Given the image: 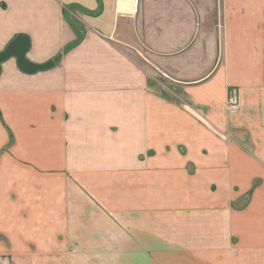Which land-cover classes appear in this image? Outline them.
I'll return each instance as SVG.
<instances>
[{
	"label": "crops",
	"instance_id": "obj_1",
	"mask_svg": "<svg viewBox=\"0 0 264 264\" xmlns=\"http://www.w3.org/2000/svg\"><path fill=\"white\" fill-rule=\"evenodd\" d=\"M18 35L54 65L2 63L0 254L264 264V0H0Z\"/></svg>",
	"mask_w": 264,
	"mask_h": 264
},
{
	"label": "rangeland",
	"instance_id": "obj_2",
	"mask_svg": "<svg viewBox=\"0 0 264 264\" xmlns=\"http://www.w3.org/2000/svg\"><path fill=\"white\" fill-rule=\"evenodd\" d=\"M137 55L139 57L140 65L144 67L150 73V85L156 84L157 91L159 93H162L169 97H174L175 92H176L175 91L176 89L174 90V88H178V87H176L175 85H171L170 82L165 77H163V75L160 73L159 70L154 69L153 68L154 66L150 65L151 63L149 60H151V58L149 57L146 50H142V53L141 54L137 53ZM229 110L231 113L233 112L230 108ZM40 254H45L44 256L45 258L52 259L54 255H56V252L53 253L51 250L46 251V252H43V251L28 252V258L32 257L34 259V258H37V255H40ZM78 257H79V254H78ZM93 258L100 259V252L99 253L93 252ZM0 264H15V262L12 259H10L9 255L0 254Z\"/></svg>",
	"mask_w": 264,
	"mask_h": 264
},
{
	"label": "water",
	"instance_id": "obj_3",
	"mask_svg": "<svg viewBox=\"0 0 264 264\" xmlns=\"http://www.w3.org/2000/svg\"><path fill=\"white\" fill-rule=\"evenodd\" d=\"M30 48V39L26 35L16 36L7 46V48L0 52V73L2 63L11 57H16L19 67L27 72L34 73L38 70H44L52 67L54 62L45 64H33L26 58V53Z\"/></svg>",
	"mask_w": 264,
	"mask_h": 264
},
{
	"label": "built area",
	"instance_id": "obj_4",
	"mask_svg": "<svg viewBox=\"0 0 264 264\" xmlns=\"http://www.w3.org/2000/svg\"><path fill=\"white\" fill-rule=\"evenodd\" d=\"M228 105L232 111L237 110L241 106V98L237 90L231 89L228 97Z\"/></svg>",
	"mask_w": 264,
	"mask_h": 264
}]
</instances>
